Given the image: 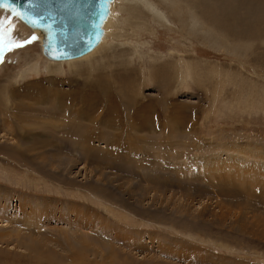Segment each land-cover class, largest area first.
<instances>
[{
  "label": "rangeland",
  "instance_id": "1",
  "mask_svg": "<svg viewBox=\"0 0 264 264\" xmlns=\"http://www.w3.org/2000/svg\"><path fill=\"white\" fill-rule=\"evenodd\" d=\"M133 1L60 74L0 11V264H264V0Z\"/></svg>",
  "mask_w": 264,
  "mask_h": 264
},
{
  "label": "water",
  "instance_id": "2",
  "mask_svg": "<svg viewBox=\"0 0 264 264\" xmlns=\"http://www.w3.org/2000/svg\"><path fill=\"white\" fill-rule=\"evenodd\" d=\"M111 0H0L42 34L43 53L51 59L84 55L99 42Z\"/></svg>",
  "mask_w": 264,
  "mask_h": 264
},
{
  "label": "bare ground",
  "instance_id": "3",
  "mask_svg": "<svg viewBox=\"0 0 264 264\" xmlns=\"http://www.w3.org/2000/svg\"><path fill=\"white\" fill-rule=\"evenodd\" d=\"M113 1L114 0H111L110 1V3H109V11H108V14H107V16H106V18H105V20L103 21V23H102V34H101V37H100V40H99V42L98 43H100L102 40H103V37L105 36V33H106V26H107V23H108V21H109V16L111 15V13H112V3H113ZM125 1H128V0H125ZM136 1V0H135ZM135 1H133L134 3H135ZM140 1V0H139ZM132 2V3H133ZM145 3H146V0H145ZM150 6H152L151 4H149ZM149 5H147V6H149ZM126 6H127V8H128V10H131L133 7L132 6H134V4H131V3H126ZM145 6H146V4H145ZM146 8H148V7H146ZM151 8V7H150ZM150 8H148L149 10H150ZM152 9H154V10H156L153 6H152V8H151V10ZM132 10H134L135 11V9H132ZM0 11H2L3 13L5 12V13H8V14H10L11 16H13V17H15L16 19H17V21H18V23H22V24H24L27 28H29V29H32L33 30V32L35 33V35L40 39V42H41V47H42V34L37 30V29H34V28H32L30 25H28V24H26V22L19 16V15H16V14H14V13H12V11L9 9V8H7V7H4V6H0ZM150 12V11H149ZM150 13H152V12H150ZM155 13H157V10H156V12ZM152 14H154V13H152ZM158 14H159V12H158ZM161 14V13H160ZM155 15V14H154ZM9 16V15H8ZM134 16V15H133ZM132 17V16H131ZM192 22V21H191ZM17 23V24H18ZM8 27V26H7ZM25 32V31H24ZM9 33V32H8ZM99 45V44H98ZM98 45H96L95 47H97ZM94 47V48H95ZM93 48V49H94ZM92 49V50H93ZM107 49V48H106ZM91 50V51H92ZM41 51H42V55L45 57V58H47L48 60H51V61H53V60H56V61H60V62H51L50 61V63L48 64V63H46V65L48 64V65H50L51 66V68H53L52 70H53V72L52 73H54V74H60V73H63V70L60 68V63H62L61 62V60H63V61H66V63H67V66L68 67H73V66H75V63L76 62H81V61H88V60H91V61H93L95 58H96V60H98V59H100V60H103V59H106L107 57H108V55L106 54V53H103V52H101V53H97L96 51H94V52H92V53H90L91 51H89L88 53H90V54H88V53H86V54H88V55H86V54H84V55H81V56H78L79 57V59H78V57H73V58H69V59H59V60H57V59H51V58H49V57H47L44 53H43V49H41ZM104 51V50H103ZM111 53H112V50H111ZM86 55V56H85ZM84 56V57H83ZM97 56H99V57H97ZM80 57H82V58H80ZM78 59V60H73V59ZM72 59V60H71ZM38 58H37V60H36V58H35V60L34 61H32V63H34V64H30V65H28L27 64V66H25V67H23V69H22V71H21V74H19V76L20 75H22V74H24V72L25 71H27V70H32L33 71V69L34 68H36L37 67V65L39 64V62H38ZM45 61V60H44ZM43 61V62H44ZM89 62V61H88ZM109 64V63H108ZM45 68V67H44ZM186 68V67H185ZM55 69V70H54ZM69 70V69H68ZM51 71V70H50ZM35 72V71H34ZM20 73V72H19ZM26 73V72H25ZM36 73V72H35ZM27 74V73H26ZM54 74H53V76H54ZM16 78V77H15ZM52 80H54V78L52 79ZM84 81V80H83ZM81 81H79V83H80ZM85 82V83H84ZM84 82H82L83 84L82 85H84L85 87L87 86V85H91V81H89V82H86V81H84ZM78 83V82H77ZM57 84V83H56ZM33 87V86H32ZM91 88H94V85L92 86H90ZM77 90H78V88H77ZM73 92H75V89L73 90ZM81 93H82V91H81ZM77 95V94H76ZM95 96L94 94H90V96ZM113 98H115V97H113ZM110 100V99H109ZM27 135V134H26ZM43 148V147H42ZM7 223L4 221V220H0V226H5Z\"/></svg>",
  "mask_w": 264,
  "mask_h": 264
},
{
  "label": "snow or ice",
  "instance_id": "4",
  "mask_svg": "<svg viewBox=\"0 0 264 264\" xmlns=\"http://www.w3.org/2000/svg\"><path fill=\"white\" fill-rule=\"evenodd\" d=\"M7 20V18L5 17L3 20H0V54H3V52L5 51L4 45H3V33L5 31L4 28V21ZM38 37H36L35 35H33L30 40L28 41H19L17 40L15 37H13V42L10 43V46L8 47V51H12L15 48H20L23 47L25 43H31L32 41L37 40Z\"/></svg>",
  "mask_w": 264,
  "mask_h": 264
},
{
  "label": "crops",
  "instance_id": "5",
  "mask_svg": "<svg viewBox=\"0 0 264 264\" xmlns=\"http://www.w3.org/2000/svg\"><path fill=\"white\" fill-rule=\"evenodd\" d=\"M5 91H6V89H5ZM5 100H6V98H5ZM12 155H14V156H16V158L18 157V155H16V154H12ZM20 157V156H19ZM20 161V160H19ZM40 187V186H39ZM37 197H38V195H36ZM39 197H41V195L39 196ZM38 200V198H36V202H39V201H37Z\"/></svg>",
  "mask_w": 264,
  "mask_h": 264
}]
</instances>
